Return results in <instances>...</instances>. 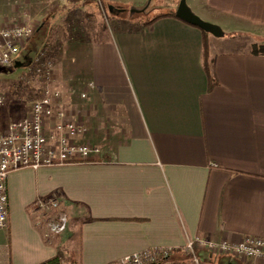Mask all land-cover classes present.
I'll return each mask as SVG.
<instances>
[{"label":"crops","instance_id":"1","mask_svg":"<svg viewBox=\"0 0 264 264\" xmlns=\"http://www.w3.org/2000/svg\"><path fill=\"white\" fill-rule=\"evenodd\" d=\"M51 1L0 0V27L35 28L19 53L42 47L30 44L58 15ZM153 1L109 0L120 13ZM186 1L223 31L209 37L210 76L202 30L172 17L144 29L148 19L116 17L108 31L55 46V85L86 128L77 142L99 154L10 172L0 264L63 263L62 254L110 264L157 249H170L175 264H264L206 249L196 263L186 251L196 238L264 239V0ZM44 197L60 199L65 239L37 227L30 207Z\"/></svg>","mask_w":264,"mask_h":264},{"label":"built area","instance_id":"2","mask_svg":"<svg viewBox=\"0 0 264 264\" xmlns=\"http://www.w3.org/2000/svg\"><path fill=\"white\" fill-rule=\"evenodd\" d=\"M34 33L35 28L30 24L0 27V67L15 64L20 47ZM54 67L55 59L49 57L47 51H40L26 70L31 77L49 83ZM82 96L86 98L87 94ZM4 100L0 95V106ZM83 131V124L74 115L67 114L61 89L47 86L33 102L29 117L11 124L7 132L0 133V229H6L9 223L7 179L10 172L25 167L39 168L44 165L91 161L99 154V150L77 142ZM30 213L36 217L37 227L45 229L46 237L61 235L68 229V216L62 211L57 197L38 199L30 207ZM200 249L241 260H264L262 238H247L238 244L196 238L186 246V251L196 263L199 262L197 250ZM171 253L170 249L149 250L110 264H161L169 260Z\"/></svg>","mask_w":264,"mask_h":264},{"label":"rangeland","instance_id":"3","mask_svg":"<svg viewBox=\"0 0 264 264\" xmlns=\"http://www.w3.org/2000/svg\"><path fill=\"white\" fill-rule=\"evenodd\" d=\"M65 2V1H64ZM60 0H52L50 4L51 10L55 11L57 10L58 15L54 17L51 22V20H46L45 28L41 29V34L44 36L41 40L43 45L47 42L49 45V50H46L49 54H51V57L55 56V46L59 47L60 44L64 42L70 41V39H77V38H83L85 33L95 31V30H101L102 28L106 29L107 31L110 30L112 27V21L114 18H128L131 17L130 13H132V5H122V8L124 9L122 13L118 12L117 14H112L111 12H107V10H110L111 4L109 0H85V3L75 9L74 11L60 10V4L64 3ZM180 2V0H154L152 3H150L149 8L146 10H142L143 5L140 3L135 7L138 10H141L140 12H136L133 16L135 18H139L141 20L144 19H150L155 17L158 14L161 13H170L174 12L176 9L177 4ZM127 4V3H126ZM110 6V7H109ZM121 6V5H120ZM68 7H71L70 4H68ZM148 7V5H147ZM103 9V11H102ZM23 25L26 23H15L14 25ZM12 25H9L11 27ZM225 31V29H223ZM48 32V33H47ZM224 37V36H223ZM37 38V37H36ZM225 38V37H224ZM223 39V38H221ZM43 40L45 42H43ZM39 41L37 39H33L32 44H36ZM62 42V43H61ZM41 43V45H42ZM31 45V44H30ZM52 45V46H51ZM37 46V45H35ZM30 47V46H29ZM54 47V49L52 48ZM44 49V48H43ZM42 47H40L37 51H43ZM21 53L18 54V57L21 56V59L23 56H26L27 51H20ZM34 57L37 54H33ZM19 58L18 61H21ZM55 68L52 75V78L49 83H45L42 80L36 79L34 77H31L30 74H28V71L26 70V67L21 68H0V95L4 97V104L0 106V132H5L7 126H10L11 124L20 121L26 117H29L32 110V105L35 99L40 97L41 92L45 87H54L59 88L55 84ZM28 79L29 81H27ZM62 96L64 94L63 90ZM84 94V93H83ZM81 93V98H83V95ZM65 95V94H64ZM66 96V95H65ZM87 98V97H86ZM83 98V99H86ZM63 102V98H62ZM66 105V104H65ZM68 105V106H67ZM66 105V111L67 114H70L71 111L69 110V104ZM79 116V114H78ZM77 120L83 124L79 117ZM85 126L84 131L81 133L84 135L85 133ZM87 132V131H86ZM115 133L114 128L112 127L108 134L112 135ZM87 145H90L89 143ZM91 146V145H90ZM70 224V222H69ZM68 230V229H67ZM67 230L65 233L61 235H50L47 237L53 238V237H63L67 234ZM70 247V246H69ZM69 249V248H68ZM65 249L64 251H71L70 249ZM63 264H76V261L72 259L70 256L63 255ZM70 258V259H69ZM210 259V257H208ZM216 259V258H215ZM214 259V260H215ZM209 260H207L208 262ZM217 262V261H215ZM220 262V260H218ZM193 263V262H191ZM205 262L201 261L198 264H204ZM207 264V263H205Z\"/></svg>","mask_w":264,"mask_h":264},{"label":"trees","instance_id":"4","mask_svg":"<svg viewBox=\"0 0 264 264\" xmlns=\"http://www.w3.org/2000/svg\"><path fill=\"white\" fill-rule=\"evenodd\" d=\"M94 1H97V0H94ZM81 2H82V0H67L63 4L60 3V7L59 8L62 11H65V10L68 11L70 9L72 11H74L75 9H77L78 7H80V3ZM68 4H70L71 7H68ZM107 12H109V13L111 12L114 15V14H117L118 13V10L116 8H113V10H109V11L107 10ZM130 15H131V18H135L133 16L134 15L133 13H130ZM164 17H172V18L179 19V18H177L175 11L174 12H170V13H161V14H158V15H156L155 17H153L151 19L142 21V25H140V26H141V28L144 29V28H146L148 26L153 25L156 21H158L159 19L164 18ZM202 33H203V62H204L205 70H206V72L210 76V46H209L210 33L205 32L203 30H202ZM36 37L37 38H35V39H37V41H39L38 43L35 44V45H37L36 46V48H37L42 43V40L41 39L44 36H42V34L40 32L39 35L36 36ZM43 42H45V41L43 40ZM31 45H34V44H31ZM48 48H49V45H48L47 42L44 45H42L43 51L49 50ZM30 49H31V51H29ZM29 50L27 51L28 55L30 57H33L34 58V55L33 54H37V53L33 50V48L31 46H30ZM51 56L52 55L49 54V57H51ZM21 61H24V59L22 58ZM15 64H13L10 67H0V68H14L15 67ZM210 79L212 80V78H210ZM39 264H63V263H62V259H61L60 256H55V257L50 258V259H48V260H46L44 262H41ZM161 264H175V263H171L169 261H166V262H162Z\"/></svg>","mask_w":264,"mask_h":264},{"label":"water","instance_id":"5","mask_svg":"<svg viewBox=\"0 0 264 264\" xmlns=\"http://www.w3.org/2000/svg\"><path fill=\"white\" fill-rule=\"evenodd\" d=\"M147 7V6H146ZM146 8L142 9L145 10ZM112 10V7L110 8ZM132 12H140L141 10H138L136 8H132ZM176 16L180 20L191 24L193 26L198 27L199 29L210 33L211 35L215 37H221L223 35L222 29L211 22L203 20L201 17H199L197 14L193 12V10L189 7L186 0H180V3L178 5ZM32 63V58L30 56H26L24 58V62L17 61L15 64V68H21V67H29Z\"/></svg>","mask_w":264,"mask_h":264}]
</instances>
